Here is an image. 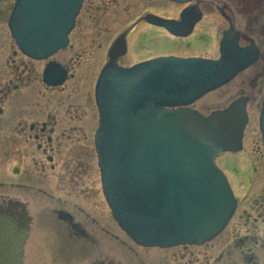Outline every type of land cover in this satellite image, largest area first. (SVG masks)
<instances>
[{"label": "water", "instance_id": "water-1", "mask_svg": "<svg viewBox=\"0 0 264 264\" xmlns=\"http://www.w3.org/2000/svg\"><path fill=\"white\" fill-rule=\"evenodd\" d=\"M82 3L18 0L9 27L19 49L42 59L65 47ZM200 19L193 6L183 11L179 23H158L173 34L188 35ZM123 49L118 41L115 56ZM220 52L215 61L163 57L128 69L113 61L100 75L96 148L103 190L115 220L139 245L202 244L224 229L236 209L233 191L215 158L242 149L247 98L209 116L188 106L255 63L259 51L255 45L240 46L231 29L224 33ZM260 129L264 141V104ZM15 226L9 216H0V264H20L23 233ZM40 230L58 236V264H91L94 256L108 254L120 261L127 247L114 234L98 233L100 241L94 244L69 239L64 231ZM32 241L24 248L23 264H53L48 249Z\"/></svg>", "mask_w": 264, "mask_h": 264}, {"label": "flooded vegetation", "instance_id": "flooded-vegetation-1", "mask_svg": "<svg viewBox=\"0 0 264 264\" xmlns=\"http://www.w3.org/2000/svg\"><path fill=\"white\" fill-rule=\"evenodd\" d=\"M88 2L85 0L66 48L47 59L35 60L23 55L13 42L0 66V212L11 214L27 228V243L33 239L35 246L48 249L53 264L59 263L58 236L40 228L64 231L69 239H89L94 244L98 233L113 236V219L100 188L94 136L99 123L95 86L102 68L111 60L115 41L120 37L126 45V51L116 59L123 67L160 56L189 57L187 51L178 53L176 47L194 45L184 42L185 38L163 36V28L145 20L147 15L179 19L185 5L179 8L166 0L172 12L164 15L151 10L154 5L161 7V0H121L126 2L125 9L117 0H109L110 7H102L112 9L110 14L91 15L102 8L94 6L82 24ZM254 4L259 7L258 0ZM120 13L138 15L121 30L125 17ZM3 22L2 16L0 24ZM143 24L148 31H139L129 41L130 33ZM253 203V220L252 213L244 210L238 215L239 223L221 241L159 248L143 247L126 238L122 260L114 261L108 254L94 256L90 263L263 264L264 234L259 238L257 232H264V194ZM257 249L263 253L261 257Z\"/></svg>", "mask_w": 264, "mask_h": 264}, {"label": "rangeland", "instance_id": "rangeland-1", "mask_svg": "<svg viewBox=\"0 0 264 264\" xmlns=\"http://www.w3.org/2000/svg\"><path fill=\"white\" fill-rule=\"evenodd\" d=\"M258 1L259 7L250 9L246 6L244 0H197L196 3L198 4L203 17L200 25L197 26V31H195L189 39V43H194V45H191V48L187 47L188 45H184L182 48L176 47L178 49H175L178 53L181 51L185 53V51H187L186 54L188 55H198L211 58L217 57L218 55L215 54V48L217 50L218 42L221 39L223 32L228 29L229 24L231 23L240 33L241 44H248L252 41L255 42L262 51L261 58L257 63L252 65L246 71L240 73L229 84L200 99L193 106V108L199 110L202 114L208 115L211 111L225 108L230 102L239 96L245 95L249 97L248 112L250 123L246 131L243 151L235 154L224 153L216 159L217 163L227 171L239 200L237 213L231 221L230 226L224 234L216 238V241H221L226 238L225 236L227 233L234 229L235 225L239 223L238 215L244 210H247L250 214L252 213L250 217L251 220H253L252 217L256 216L251 210L252 207H256L253 202L264 194V146L259 129V112L264 100V0ZM13 3L14 0H0V17L3 16L4 21L3 24H0V30L3 29L4 33V35H0L2 48H4L0 50V66L3 65L4 57L9 53V51H7L6 54V49L11 44L13 46V40L9 35V30L5 22L12 9ZM108 3L109 0H89L87 9L83 14V17H81L82 24L87 22L86 17L91 8L94 6H109ZM125 4L126 2L117 0V5H121L124 9L126 8V6H124ZM160 5L161 7L154 5V7H151V10L153 11V9H155L156 13L164 15H168L169 12H172L170 8L171 6L166 3V0H161ZM104 7L100 10H96L94 14L91 13V15L101 17L104 14H110L112 9L105 10L103 9ZM120 14H123L121 16L125 17L122 18V20H125V25L121 27V30L128 25H131V22L134 21L133 18L138 15V13H136L135 16L132 17L131 14ZM177 14L178 12L176 15ZM127 19L130 20L128 21ZM146 29H148V27H144V24L141 29L136 28L130 33L129 41H133L135 37L139 35V31H148ZM93 30H99V28H94ZM121 30L116 31L118 33ZM173 48H175L174 45ZM103 61L104 60L102 59L101 62L103 63ZM105 215L106 217L108 216V214ZM251 222L254 223L253 221ZM112 225L114 230L110 228V232L126 242V237H124L120 231L118 232V230H116L113 223ZM262 230L263 229H260L257 232L259 238L264 234ZM241 234L244 235L245 232H241ZM257 254L261 257L263 253L257 249ZM263 256L264 254L262 255V258ZM259 260L261 261V258Z\"/></svg>", "mask_w": 264, "mask_h": 264}, {"label": "bare ground", "instance_id": "bare-ground-1", "mask_svg": "<svg viewBox=\"0 0 264 264\" xmlns=\"http://www.w3.org/2000/svg\"><path fill=\"white\" fill-rule=\"evenodd\" d=\"M178 10L176 9V12H177ZM184 42H187V40H185ZM215 54H217L218 55V46H217V50H216V48H215ZM101 188V187H100Z\"/></svg>", "mask_w": 264, "mask_h": 264}]
</instances>
